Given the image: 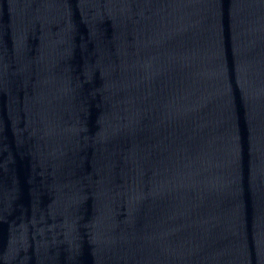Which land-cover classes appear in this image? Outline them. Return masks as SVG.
I'll return each mask as SVG.
<instances>
[{"label":"water","instance_id":"water-1","mask_svg":"<svg viewBox=\"0 0 264 264\" xmlns=\"http://www.w3.org/2000/svg\"><path fill=\"white\" fill-rule=\"evenodd\" d=\"M0 264H264V0H0Z\"/></svg>","mask_w":264,"mask_h":264}]
</instances>
